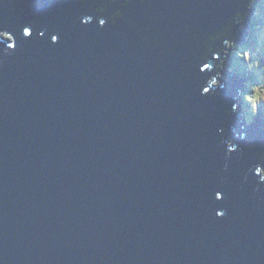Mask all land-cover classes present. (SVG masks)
<instances>
[{"label": "water", "instance_id": "95a60500", "mask_svg": "<svg viewBox=\"0 0 264 264\" xmlns=\"http://www.w3.org/2000/svg\"><path fill=\"white\" fill-rule=\"evenodd\" d=\"M250 1L0 0V264H264Z\"/></svg>", "mask_w": 264, "mask_h": 264}, {"label": "rangeland", "instance_id": "374dc122", "mask_svg": "<svg viewBox=\"0 0 264 264\" xmlns=\"http://www.w3.org/2000/svg\"><path fill=\"white\" fill-rule=\"evenodd\" d=\"M264 6V5H263ZM256 12H253L251 15L250 20L247 19L246 20V24H245V29H248V25H250V21H254V17H255ZM249 22V24H248ZM259 26L254 25L256 31H254L255 36L257 37V40L259 42V44L257 43V47L255 50V53H245V54H240L243 57V60L249 59L250 63L254 64V66L259 67V49L263 48L264 49V15L262 17L261 23H258ZM248 30H246L245 33H247ZM249 33V32H248ZM248 33L246 35H248ZM257 33V34H256ZM232 41H227L224 45L223 51L225 50L226 52V48H236V44L235 42L231 43ZM259 48V49H258ZM262 51V50H261ZM260 51V52H261ZM262 62V61H261ZM239 65V71L235 72L232 69L230 70L229 65H226V67L229 69V71L235 76L236 74H238V78L241 77V87L239 90V94L238 97L236 99L235 102V107H234V115H238V113L242 114L243 111V116L241 114H239L238 116L241 118V127L242 130L247 131L250 126L254 123V121L256 119L259 120V130L262 131L264 129V65L262 67L261 70V66L258 69L255 68H251L250 70L248 68H244L242 63H238ZM237 65V66H238ZM242 67V68H241ZM261 71H263V74L261 75ZM250 78H255L258 80V82L262 83V84H253L255 85V89H254V93H252V95H250V103L246 104L245 100H243V92L248 93L250 91V87L247 85L248 81ZM263 79V80H262ZM252 85V86H253ZM243 88V89H242ZM241 90L243 92H241ZM245 102V103H244ZM246 106V107H243ZM243 108V109H242ZM242 109V111H241ZM257 111V112H256ZM249 116L252 121L248 122L246 120V117ZM244 122L247 124V126H244ZM263 125V126H262Z\"/></svg>", "mask_w": 264, "mask_h": 264}, {"label": "trees", "instance_id": "16d2710c", "mask_svg": "<svg viewBox=\"0 0 264 264\" xmlns=\"http://www.w3.org/2000/svg\"><path fill=\"white\" fill-rule=\"evenodd\" d=\"M264 0H251L250 1V3H249V5H248V9L251 11V14L253 13V12H256V14H255V17H254V21H250V25H248V29L246 28L245 29V32H246V30H248V35H246V34H244V35H242V39H241V41H238V40H236V38H233L234 40L232 41V39H228V41L230 42V41H232L231 43H233V42H235V44H236V48H229L228 47V49L226 48V52H225V50L222 52H219V51H217L219 54H218V56H220L221 58H222V62L220 61V62H218L217 63V65H220V66H226V65H229V68H230V70L232 69L233 71H235V72H237V71H239L240 69H239V65H238V63H242V65H243V67L244 68H248L249 70L251 69V68H255V69H258V68H260V66H261V70H262V67H263V65H264V49L263 48H258L259 50V58H258V61L260 62L259 63V67H256V66H254V64H252V63H250V61H249V59H246V60H243V57L241 56V55H239V53L240 54H245L246 52L248 53H255V50H256V48L255 47H257V43L259 44V42H258V40H257V37L255 36V34H254V31H256V29H255V26L254 25H257V26H259V22L261 23V20H262V17H263V15H264ZM250 13V12H249ZM249 13H246V15L244 14V17H246L247 16V18L249 19L250 18V15H249ZM239 23V22H238ZM249 24V23H248ZM257 34V33H256ZM210 48L211 47H208V51H210ZM262 50V51H261ZM240 51V52H239ZM261 51V52H260ZM237 52H239V53H237ZM262 61V62H261ZM238 65V66H237ZM220 66L218 67V69H220ZM242 68V67H241ZM264 68V67H263ZM228 74H230V77L229 78H227V81H226V83H228V82H233V81H240L241 80V77L240 78H238V74H236L235 76H233L230 72L228 73ZM227 74V75H228ZM263 74V71H261V75ZM226 75V74H225ZM218 76V75H217ZM219 77V76H218ZM226 78V77H225ZM238 79V80H237ZM226 80V79H225ZM263 80V79H262ZM221 81V83H222V85H223V83L224 82H222L223 80H220L219 79V82ZM238 81V82H239ZM239 83H241V82H239ZM263 83V82H262ZM262 83H260V82H258V80L257 79H255V78H250L249 79V81H248V83H247V85L250 87V91L248 92V93H245V92H243L242 90H241V92H243V100H245V102H246V104H248V103H250V95H252V93H254V89H255V85H253V84H262ZM242 85V84H241ZM241 85H240V87H241ZM253 85V86H252ZM243 89V88H242ZM244 102V103H245ZM248 102V103H247ZM243 107V106H242ZM244 107H246V106H244ZM243 107V108H244ZM242 108V109H243ZM242 109H241V111H242ZM257 112V111H256ZM241 114V113H240ZM242 116H243V111H242V114H241ZM246 120L248 121V122H250V121H252V119L249 117V116H247L246 117ZM246 126H247V124H246ZM239 133H241V134H243L244 136H245V133H243L242 131H240L239 130ZM238 133V134H239ZM247 135V134H246ZM250 135V134H249Z\"/></svg>", "mask_w": 264, "mask_h": 264}, {"label": "snow or ice", "instance_id": "6c2138e0", "mask_svg": "<svg viewBox=\"0 0 264 264\" xmlns=\"http://www.w3.org/2000/svg\"><path fill=\"white\" fill-rule=\"evenodd\" d=\"M25 34H28V33H27V30H26Z\"/></svg>", "mask_w": 264, "mask_h": 264}, {"label": "bare ground", "instance_id": "6f19581e", "mask_svg": "<svg viewBox=\"0 0 264 264\" xmlns=\"http://www.w3.org/2000/svg\"><path fill=\"white\" fill-rule=\"evenodd\" d=\"M245 123V122H244ZM263 126V125H262Z\"/></svg>", "mask_w": 264, "mask_h": 264}]
</instances>
